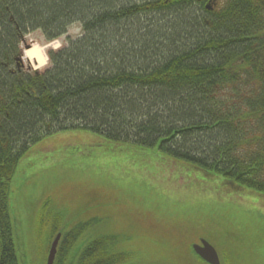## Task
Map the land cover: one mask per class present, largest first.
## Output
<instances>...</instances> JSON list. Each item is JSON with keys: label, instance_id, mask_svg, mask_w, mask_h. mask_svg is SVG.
<instances>
[{"label": "trees", "instance_id": "16d2710c", "mask_svg": "<svg viewBox=\"0 0 264 264\" xmlns=\"http://www.w3.org/2000/svg\"><path fill=\"white\" fill-rule=\"evenodd\" d=\"M213 3L0 0V264H22L9 212L15 167L57 130L157 147L264 193V0ZM74 22L81 35L50 50L43 71L24 70L25 33L41 27L51 41ZM87 224L62 238L72 250L64 261L140 263L114 236L87 233L73 248ZM165 245L167 263H205L191 247Z\"/></svg>", "mask_w": 264, "mask_h": 264}, {"label": "rangeland", "instance_id": "374dc122", "mask_svg": "<svg viewBox=\"0 0 264 264\" xmlns=\"http://www.w3.org/2000/svg\"><path fill=\"white\" fill-rule=\"evenodd\" d=\"M82 32L80 22L51 41L41 27L28 31L20 43L24 70L43 71L50 62L48 52L67 47L69 36ZM35 44L48 57L39 68L24 53ZM10 185L9 212L22 264H46L52 242L49 238L45 248L47 238L57 224L74 226L66 229L71 233L88 220L75 249L87 233L98 232L126 242L124 250L134 262L171 264L165 242L186 250L189 242L205 238L221 264H264V194L157 147L63 129L20 156ZM40 213L48 219L39 220ZM60 230L67 234L60 227L54 235ZM69 247L60 241L55 264H69L64 261L72 254Z\"/></svg>", "mask_w": 264, "mask_h": 264}, {"label": "water", "instance_id": "95a60500", "mask_svg": "<svg viewBox=\"0 0 264 264\" xmlns=\"http://www.w3.org/2000/svg\"><path fill=\"white\" fill-rule=\"evenodd\" d=\"M60 236L61 234L59 233L51 245L48 259H47V264H53L54 262ZM193 249L195 250L197 254H199L208 263L220 264L219 254L216 251L215 247L208 240L202 238L200 240V243L193 244Z\"/></svg>", "mask_w": 264, "mask_h": 264}, {"label": "bare ground", "instance_id": "6f19581e", "mask_svg": "<svg viewBox=\"0 0 264 264\" xmlns=\"http://www.w3.org/2000/svg\"><path fill=\"white\" fill-rule=\"evenodd\" d=\"M24 53H25L26 58H28L37 68L45 66L47 64L48 57L45 54L44 47L42 46L35 44L33 46L28 47L24 51ZM79 129H82V128H79ZM85 130H90L94 132L93 130L87 129V128H85Z\"/></svg>", "mask_w": 264, "mask_h": 264}]
</instances>
